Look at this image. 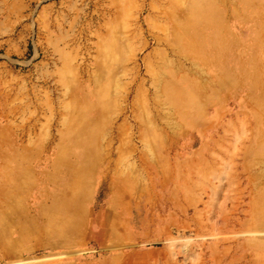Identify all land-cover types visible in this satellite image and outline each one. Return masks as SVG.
Masks as SVG:
<instances>
[{
  "label": "rangeland",
  "instance_id": "rangeland-1",
  "mask_svg": "<svg viewBox=\"0 0 264 264\" xmlns=\"http://www.w3.org/2000/svg\"><path fill=\"white\" fill-rule=\"evenodd\" d=\"M191 1L0 0V264H264V0Z\"/></svg>",
  "mask_w": 264,
  "mask_h": 264
},
{
  "label": "bare ground",
  "instance_id": "bare-ground-1",
  "mask_svg": "<svg viewBox=\"0 0 264 264\" xmlns=\"http://www.w3.org/2000/svg\"><path fill=\"white\" fill-rule=\"evenodd\" d=\"M196 1L197 0L191 1V3L186 8H184L186 4L184 5V3L181 2H179V4L176 3L173 6V10L171 12V22L174 27L176 26V28H182L183 33H190L191 31L196 29L197 24L199 22L205 25L207 21H210L207 20L208 17L215 16L209 15L212 14V8L210 7L208 0H198L197 2ZM198 17H200L201 19H198ZM178 35L179 33L175 34L174 36L177 37ZM3 138L4 135L2 129H0V145L3 144ZM14 176H16V172L13 169L6 168L3 175V178H5L2 185L3 194L6 193V185L12 182ZM7 198L8 197H6L5 200H7Z\"/></svg>",
  "mask_w": 264,
  "mask_h": 264
}]
</instances>
